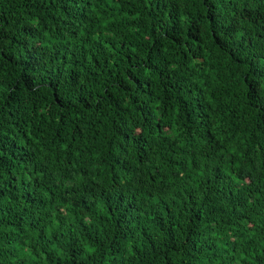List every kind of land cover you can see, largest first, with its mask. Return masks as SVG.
Instances as JSON below:
<instances>
[{
  "label": "trees",
  "instance_id": "obj_1",
  "mask_svg": "<svg viewBox=\"0 0 264 264\" xmlns=\"http://www.w3.org/2000/svg\"><path fill=\"white\" fill-rule=\"evenodd\" d=\"M0 264H264V0H0Z\"/></svg>",
  "mask_w": 264,
  "mask_h": 264
}]
</instances>
